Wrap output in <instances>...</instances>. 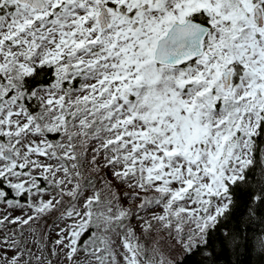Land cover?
<instances>
[{
	"label": "snow or ice",
	"instance_id": "6c2138e0",
	"mask_svg": "<svg viewBox=\"0 0 264 264\" xmlns=\"http://www.w3.org/2000/svg\"><path fill=\"white\" fill-rule=\"evenodd\" d=\"M0 264H264V0H0Z\"/></svg>",
	"mask_w": 264,
	"mask_h": 264
},
{
	"label": "trees",
	"instance_id": "16d2710c",
	"mask_svg": "<svg viewBox=\"0 0 264 264\" xmlns=\"http://www.w3.org/2000/svg\"><path fill=\"white\" fill-rule=\"evenodd\" d=\"M256 259V257H255V254L253 255V260H255Z\"/></svg>",
	"mask_w": 264,
	"mask_h": 264
}]
</instances>
